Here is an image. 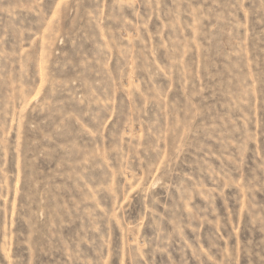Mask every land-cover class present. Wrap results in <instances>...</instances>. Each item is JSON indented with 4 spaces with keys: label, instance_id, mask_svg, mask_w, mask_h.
<instances>
[{
    "label": "rangeland",
    "instance_id": "obj_1",
    "mask_svg": "<svg viewBox=\"0 0 264 264\" xmlns=\"http://www.w3.org/2000/svg\"><path fill=\"white\" fill-rule=\"evenodd\" d=\"M0 264H264V0H0Z\"/></svg>",
    "mask_w": 264,
    "mask_h": 264
}]
</instances>
